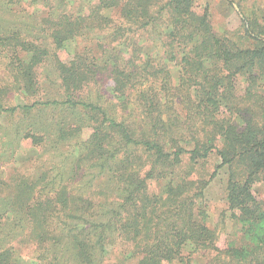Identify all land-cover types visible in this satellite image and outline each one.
<instances>
[{
  "label": "trees",
  "instance_id": "obj_1",
  "mask_svg": "<svg viewBox=\"0 0 264 264\" xmlns=\"http://www.w3.org/2000/svg\"><path fill=\"white\" fill-rule=\"evenodd\" d=\"M7 1L49 2L0 4ZM96 1L88 24L70 17L64 21L62 16L48 32L26 34L51 38L56 47L83 34L95 47L62 62L46 46L32 43L40 53L36 63L50 60L55 67L58 77L51 83H59V97L23 108L57 112L60 124L28 123L21 130L50 129L51 134L58 125L61 139L86 133L83 141L72 145L66 161L77 145H92L83 158L92 161L87 170L98 167L91 178L103 179V185L86 197L68 196L63 188L56 200H35L33 206L26 200L0 216L10 213L12 227L37 225L32 235L50 244L40 250L37 264H104L116 246L118 261L112 264L121 259L122 264H192L195 257L207 256L206 264H264V206L253 193L254 183L264 180V121L242 118L237 123L230 115L236 101L230 106L223 99L235 81L244 83L247 97L264 99V19L244 15L242 30L230 38L212 30L207 9L197 10L195 0ZM116 6L122 12L119 21L101 33L98 12ZM4 29L0 38H20L16 28ZM137 29L139 35L129 38ZM141 39L155 52L152 60L141 61L131 53L129 57L130 47L141 49L134 45ZM173 61L183 74L180 82L170 76ZM104 75L112 81L115 98L108 104L102 103L99 87ZM28 83L25 90L37 93V80ZM7 90L0 91V109ZM17 108H6V113ZM17 123L16 129L22 128ZM32 130L26 135L36 138L38 145L42 137ZM214 151L220 158L215 171L224 166L228 170L227 205L239 232L238 241L223 249L217 246L216 230L207 224L204 197L216 172L208 179L193 176L196 165ZM76 160L74 156L70 163ZM14 196L6 206L16 204ZM9 252L0 249V264H9Z\"/></svg>",
  "mask_w": 264,
  "mask_h": 264
},
{
  "label": "rangeland",
  "instance_id": "obj_2",
  "mask_svg": "<svg viewBox=\"0 0 264 264\" xmlns=\"http://www.w3.org/2000/svg\"><path fill=\"white\" fill-rule=\"evenodd\" d=\"M161 1L163 2V0ZM96 2V0H49L45 5H31L25 2L15 5L12 1H7L6 5L0 4V31H5L4 28H16L21 33L20 38H0V91L9 89L7 95L2 97V108L0 109V214L4 210H14L16 205H20L26 200H28L29 206H33L35 200L43 202L48 201L49 198L56 200L60 197H58V193L63 188L68 196L82 193L86 197L88 192H97L103 185V179L91 178V172L98 170V167L92 166L87 170L92 161L83 158L84 154L92 149V145H83L81 148L77 145L73 154L77 157L76 162L70 163L74 156L67 158L69 162L66 161L67 152L72 151V145L76 141H83L87 137L86 133L85 135L80 133L77 138L67 136L61 139L59 130L57 132L58 125L52 127L51 134L50 129L48 132L38 128L21 130L26 128L28 123L35 126L46 121L60 124L56 110V113L52 110L27 112L23 108L39 99L59 97V83H51L52 79L58 77L57 71L50 60L36 63V58L40 56V53L35 51L32 43L36 46H46L55 52L62 62L70 60L75 52L92 51L91 48L95 47L91 45L94 43H91L90 38L83 34L73 37V39H65L62 47L52 44L51 38H27L26 34L28 32L37 33L40 30L43 32L39 34L48 32L50 24L58 22V18L62 16L64 21L69 20L70 17L78 19L82 26L88 24V20L92 19L91 11ZM195 4L197 10L207 9L212 30L216 34L230 38H235L238 30H242L241 24L244 15L251 14L262 21L264 19V0H195ZM120 14L122 12L117 6L101 9L96 18L103 28L100 32L103 34L108 32L109 27L119 21ZM137 35H139L138 29L129 32V38H136ZM102 37L106 38V36L99 38ZM134 45L141 49L133 50V46L130 47L127 51L129 57L130 53L141 61L152 60L155 57V52L150 50L151 45L148 41L141 39ZM174 63V61L171 63L174 66L169 69L170 76L175 82H180L183 74ZM36 80L39 89L37 93L30 95L25 90V86L31 84L28 81L35 82ZM233 84H235L233 89H228L223 93L224 101L226 100L230 106L232 102L236 101L232 114H230L233 119L237 123H241L242 118L252 119L259 124L264 121L263 97H247L244 94L243 82L235 81ZM262 84L264 85V79ZM99 87L103 94L101 98L103 104L115 100L111 92L112 81L110 78L106 75L102 76ZM91 88L93 87L91 86ZM84 94H87V91ZM13 106H18V108L14 112L6 113V108ZM69 121H74V118H69ZM17 122L22 123V128L16 129ZM29 129H33L30 132L35 133L36 136L42 137L38 145L36 138L26 135ZM17 130L18 133H16ZM219 163V156L215 151L212 152L204 162H199L196 165L193 173L194 179H208ZM227 176L228 170L225 166L218 168L204 190L208 212L207 224L216 230L217 246L221 249L226 248L229 242L239 239L238 228L230 217L227 205L225 193ZM150 189L153 192L158 190L157 185L153 182H151ZM253 193L264 206V180L254 183ZM13 196L16 204L6 206L8 202H12ZM18 209L22 208L18 206ZM18 209L16 208L20 212ZM20 215L24 216V213L20 212ZM25 215L28 216L26 213ZM5 216V218L0 216V237H9L7 242L0 241V249L10 251L8 253L9 264H37L36 257L40 254V250L50 246L49 242H39L36 236L32 235L33 232L35 234L33 228L37 225L28 223L23 227H12V215L9 213L8 216ZM60 216L63 217L61 213ZM116 248L105 257L104 264L117 263L118 251ZM207 258L209 259V256L195 257L192 264H206ZM125 262L128 263V261ZM119 263L122 264L123 259Z\"/></svg>",
  "mask_w": 264,
  "mask_h": 264
}]
</instances>
